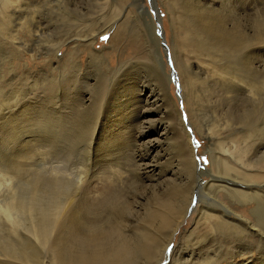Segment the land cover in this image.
Listing matches in <instances>:
<instances>
[{"label": "bare ground", "instance_id": "1", "mask_svg": "<svg viewBox=\"0 0 264 264\" xmlns=\"http://www.w3.org/2000/svg\"><path fill=\"white\" fill-rule=\"evenodd\" d=\"M45 1L6 0L8 13L1 12L0 32L11 39V46L19 53L18 61L32 54V58L43 62L36 72L25 62L21 67L18 63L17 81L30 79L31 85L14 84L10 95L12 113L32 121L43 116L49 125L46 131L62 138L69 133L81 136L89 130L88 149L94 166L89 169L84 164L74 174L59 168L62 172L58 170V181L47 183L43 189L36 182L30 183L19 203L28 211L37 239L49 244L52 253L58 254L57 259L67 264H137L144 259L143 252L145 259L161 264V255L168 248L174 254L178 252L179 244L175 245L174 240L185 232L184 223L191 212L197 217L180 245L200 242L196 241L188 255L179 252L180 259H197L192 264L263 262L264 185H258L264 183V117L250 113L264 106L262 97L257 100L258 92L264 89V62L255 67V55L236 60V51L241 48L239 38L233 35L228 39L219 31L229 28L228 24L221 27L215 21L190 15L199 9L217 12L221 1L176 0L185 5H169L174 37L172 48L167 45L165 50L160 48L161 22L155 21L159 18L151 17L146 24L134 22L138 12H143L144 0H95L99 18L104 21L92 19L93 28L88 31H72L68 36H59L55 45L50 42L38 48L45 36L38 17L45 20V14L56 19L63 16L78 29L76 20L87 16L85 4L90 0H55L53 7L42 11ZM23 12L26 16L22 24ZM109 31L112 36L108 45L96 50L99 37ZM133 41L137 53L122 59ZM64 46L68 49L60 58L58 52ZM228 48L232 52L227 53ZM164 52L172 65V56L180 59L182 73L177 67L169 75ZM172 77L177 80L183 110L174 96ZM42 82L46 86L43 93L35 90ZM99 86L102 90L95 95L97 90H93ZM217 106L222 109L223 119L202 128L199 112ZM41 110L45 113L38 115ZM195 130L208 142L199 154ZM172 138L181 147L177 162L166 151L165 142ZM202 153L209 155L207 167L200 162ZM93 173L96 183L88 180ZM201 175L207 180L203 181ZM131 182L137 183L139 195L129 191ZM82 189L85 192L81 193ZM143 191L150 194L144 195ZM37 207L43 216H38V225ZM106 214L112 219L104 224ZM142 236L146 237L145 243ZM255 249L257 257L252 255L247 262L243 255Z\"/></svg>", "mask_w": 264, "mask_h": 264}, {"label": "rangeland", "instance_id": "2", "mask_svg": "<svg viewBox=\"0 0 264 264\" xmlns=\"http://www.w3.org/2000/svg\"><path fill=\"white\" fill-rule=\"evenodd\" d=\"M5 1L6 0H0V19L2 18V16H1L2 11L6 10V12L8 13V10L5 7ZM39 1H44V0H39ZM93 1H94V3L91 0L86 2L85 6L88 7V9L84 6L88 12V14H87V16H89L88 19H87V16H85V18H82V21H81V18L76 20V23L78 21L81 22L80 23L81 26L79 25V22L77 23V25L79 27L78 29H75L74 27H72L70 25L71 22L65 21L63 16H57V19H56V17H52V16L45 14V20L42 19L41 17H38L37 21L43 23L42 24L43 27L42 26L41 27L44 28V30H42V31L45 32V36L42 37L41 38L42 40L38 42L37 47L38 48L40 46L46 47L48 45V43H50V42L53 43V45H55L58 42V39L60 38L59 36L67 35L72 31H75V32L88 31L93 25L94 21L92 19H94L95 21L96 20L97 21L98 20L104 21V20H101L99 18V16H101L100 10L97 8L95 0H93ZM219 1H221L222 5L220 4V7H219L217 12L210 11L208 9H204V10L199 9L200 11L195 9L196 10L195 14L193 12H191L190 15H192V16L194 15L196 17V19H201V17H203L207 20L209 19V20L215 21V23L217 22L218 24L221 25V27L224 26V23L226 25L228 24L229 28H226V29L223 28V29H220L219 31L222 35L226 36L228 39L232 38L233 35H235L236 37L239 38L238 44L240 46L238 45V48L239 47H241V48H240V50L237 49L238 51H236V60L241 59L243 57L248 58L249 56L255 55V60L257 61L255 64V67H258L261 63L264 62V0H219ZM215 2H218V0H215ZM61 3H62V1H61ZM175 3L181 5L183 2L179 1V3H177L176 0H144L145 6H143V12L142 13L138 12L137 17L135 16L136 18H135L134 22L136 24H139L138 22H140V23L144 22L146 24V21L151 19V17L160 19V21L157 19L155 21L158 24H160V22H161V24L158 25L160 28V32L162 30L163 41L161 40V47H160L161 50L162 49L165 50L167 45H169L170 49L172 48V40L174 37V33L172 31V26L170 24L171 20H170L169 9L171 7H173V5H175ZM211 3H214V1L210 2L209 4H211ZM54 4H56L55 0H46L45 3L42 5L41 10L44 11L48 7L51 8V6L53 7ZM91 4H92V6H89ZM93 4L96 7V9L93 8V9H95V11L92 9V7H94ZM183 5H185V4L183 3ZM62 6H63V4H62ZM4 7H5V9H4ZM154 8H156V9L154 10ZM9 12H10V9H9ZM91 12L92 13L94 12L93 13L94 16ZM21 15L24 16V17L20 16V18L22 17V19H23V21L21 19V21H22L21 23L23 24V23H25L24 21H25L26 14H25V12H23V14H21ZM218 15H220V16H218ZM7 24H9V23H7ZM86 24H88V25H86ZM12 26L13 25H11L10 28H12ZM7 27L9 28L8 25H6V28ZM51 28H52V32L49 31V29H51ZM21 29H23V28H21ZM85 29H87V30H85ZM230 31H231V33H230ZM23 36L24 35L22 33V37ZM111 36H112L111 31H109L106 34H102L97 41L95 49L101 50L104 46H107ZM104 37H107V39H104ZM0 38H2L1 39L2 41L0 40V56L2 59L3 58L5 59L4 60L5 63L1 62L2 60L0 59V75H1L0 80L2 79L0 81V87L2 89H5V90H2L0 88L1 89L0 93L4 94V95L0 94V102H1L0 104H2L1 108H0V114H1V111H4V112H2L3 115L2 114L0 115V119L2 118L0 121V131L2 129L4 130V131L2 130L3 132L1 131L2 133L0 132V264H67V263L62 262L59 259H57L58 254L54 255L52 253L53 249L50 247L49 244L41 241V239L39 241V239H37L38 237H36V235H34V232H36V230L34 229V226H30L33 224H31L29 214L27 215L28 211L26 212V209L22 208V205L19 203V202H21V200H19V199L22 198L21 196H23V194L26 195L25 193H27L29 191V187H30L29 185H31L32 183L34 185V182H36L35 185H39V187H40V185H42L41 187L43 189L47 183H49L51 181L53 183L58 181V179L60 177L57 176V178H56V175L59 174L61 176V173L58 171V170H60L59 168H61L62 170H64L65 172H67L69 174L76 173L80 167H84V164L86 166L88 165L87 168L91 169V167L94 166V159H93V156H92L90 150L88 149V141L90 138V133H89L90 131L87 130L86 133H84L81 136H77V137L73 133L72 134L69 133L68 136L66 135L62 138V136L58 137L57 134H55V133L49 134V132L46 131V129L49 128V125L47 124L48 122H47V120H45V118L43 116L36 117L35 119L33 118V121L38 119V120H36L38 123L36 122V125H35V123H34L35 121L33 122L32 118H19V117H16L12 113L13 108H12V100L10 98V95H11L13 88H15L17 85H18V87H23V86H25V84L31 85L30 79L24 80V81H23V79H21L22 82L17 81L18 76L16 73L18 71H20V70H18V63L21 67L24 65V62H25V66H28V68H30L32 70V72H36V71L41 69V67L43 66V62L38 57L32 58V54H27L26 57H24V61H21V62L18 61L19 59L17 57H19V53H17L16 49L14 50V48L11 46V44H10L11 39H9L8 36H7V38H5L4 35L2 36L1 32H0ZM160 39H161V35H160ZM240 41H243V44H242V42L240 43ZM5 43H6V45H5ZM135 45H136V42H134V41L132 43H130L129 48L124 53V55L122 56V59H127V58H129V57H131L137 53ZM7 48H9L10 50ZM11 48H12V50H11ZM67 49H68L67 46L62 47L60 49V51L58 52V56L60 58L63 57L65 52L67 51ZM226 50H227V53L232 52V49H230V48H228ZM164 55L166 56L165 60L167 62V71H168L169 75L172 76V74H173L172 68L177 69V67H178L177 70L180 73L183 72L182 63H181L180 59L176 60L172 56V63H173V65H172L169 63V60L167 59V55L165 54V52H164ZM8 57L11 59H9ZM7 58H8V60H7ZM3 63H4V65H3ZM20 63H22V64H20ZM176 63H178V66ZM14 66L15 67L17 66V67L15 68ZM147 72H146V74L150 75V77H151V75L153 76V73L151 71H147ZM255 76L258 77L262 81L263 77H261L262 78L261 79L260 75H258V74ZM2 77H4V78H2ZM153 77H155V76H153ZM172 78L173 79L170 80V82L173 85V87L175 88V90H173L174 96H175V98H177L179 108L181 110H183V104L181 103L182 97L178 93L179 89H178V83L176 82L177 80L174 79V77H172ZM43 87H44V89H41ZM37 89H38V92L42 91V93H43L46 89V86L42 82V83H39V86L35 90L37 91ZM101 90H102V88H101V86H99V87H96V89H94L93 91H96L95 95H98L97 92L99 93ZM260 91L258 92L257 100H261V99L264 100V98H263L264 97V89H261ZM42 93H40V94H42ZM8 94H9V96H8ZM2 96H4V97H2ZM1 98H5V99L3 100ZM2 101H4V102H2ZM7 103L11 104V105L8 107ZM2 108L5 110H3ZM263 109H264V106H261L260 108L257 109V111H259V113L257 111H255V112H251L250 115L254 114V116H257L258 118L259 117L263 118L264 117V110ZM241 112H242L241 115H243L244 112L242 110H241ZM5 113H7V114H5ZM41 113L44 114L45 113L44 110H41V112H39L38 115ZM9 114H10V116H9ZM258 114H260V115H258ZM1 116L6 117L7 119H5ZM199 116H200L202 128H204L206 126H210L214 122L218 123V122H220V120L223 119L222 109L220 106H217L214 109L203 108L202 111L199 112ZM10 117H11V119L12 118L13 119L9 120ZM39 118H41V119H39ZM17 119H19V120L17 121ZM6 120L7 121L9 120L8 122H10V121H12V122H10V123L7 122V124H6ZM26 120H28L29 122L30 121L33 122L34 124L33 123L32 124L34 125V127L32 126V124L27 125L29 122ZM40 120L43 121V127L44 128L42 127V125H41L42 122L40 123ZM44 121H46V122H44ZM19 122L21 125L19 124ZM1 125H3L4 128H1L2 127ZM23 125H25V128ZM38 125L42 127V128L40 127L42 131H40V129H38L39 128ZM44 125H47V126H44ZM28 126L29 127L32 126V127L28 128ZM37 126H38V128H37ZM51 127L53 129L56 128V124H52ZM35 128L37 129L36 133H34L35 132L34 130H36ZM14 129H15V131L12 132V130H14ZM31 130H33V132ZM28 132L30 134H28ZM194 133H195L194 142L196 143L197 152L199 154V152H203L206 150V148L208 147V142L206 139L201 137V133L199 131L195 130ZM73 139H76V143H75V140H73ZM172 140H174V141H172ZM165 144H167L166 145L167 154H169V157L172 160L177 162L178 158H179V152H181V147L178 146L179 142L175 138H172V139L168 140V142L166 141ZM175 144H176V146H175ZM202 154L204 155V153H202ZM199 157H200L201 164L205 165L206 167L210 165V158H209L208 154L204 155V156H201V154H200ZM80 163L82 165H80ZM76 166H77V168H76ZM56 168H58V169H56ZM180 170H181L180 171L181 173H184V171L182 170L181 167H180ZM261 174H264V173H261ZM183 176H185V174H183ZM200 178L203 181L207 180V176H205V175H201ZM88 180L89 181L95 180V183L98 182V179H95V173H93ZM133 183H135V182H131L128 184V187H130L129 191L132 194H138L139 195L140 191L138 189L137 183H135V184H133ZM262 185H264V183L260 184L258 186H262ZM41 187H40V189H41ZM174 190H176V189H173L172 192ZM185 190L183 191V193H186ZM186 191H188V189ZM80 192L83 193V192H85V190L82 189V190H80ZM172 192L170 194H172ZM143 194L149 195L150 192L143 191ZM197 197L194 198V202H196L198 200ZM117 198H121V197L117 196ZM19 204L21 205V207ZM39 207H37V209H35L36 210L35 220H36L37 225H38V223L40 224V221H41L40 217L42 216V214L40 213ZM103 207L107 208L108 205L103 204ZM21 208H22V210H21ZM38 208H39V210H38ZM34 211H30L29 213L32 212L34 214ZM39 214H41V215H39ZM38 216H40V217H38ZM196 217H197V215L195 213L192 214L190 212V215L188 216V218L186 219V221L184 223L185 225H184L183 229H185V232L181 235H177L175 240H174L175 245L179 244L178 250H177L178 252L174 254V253L170 252L169 248H168V251H165L164 252L165 254L164 255L162 254L163 256L161 255V257H163V258L160 257L162 260L161 264H192V263L197 261V259H195L196 261L192 260V261L188 262V260H187L188 258L180 259V257H178L179 252H182V253L188 255V252L195 247V244L197 242H200V240H193L190 242L188 241L189 243L184 244V246L180 245V241H181L182 237L187 235L190 232V230L193 228L192 226L194 225V221H195ZM27 218H29V219H27ZM111 219H112V216L110 214H106L104 221H103L104 224L109 223L111 221ZM54 237H55V233H54ZM143 237L144 238H146V237L142 236V240L145 243L146 239L144 240ZM38 241L40 243H37ZM201 243L204 244L203 241H201ZM44 244L46 245V247ZM71 249L72 248H69L70 251H71ZM145 249L146 248L143 246L142 250H145ZM144 254H145V252H143V255H141L142 258H144V259L140 260L137 264H157V260L154 261V259L153 260L145 259ZM252 255L257 257V249L253 250L251 253H245L243 255V258L248 259L247 262H250L252 260L251 259ZM167 261H169V262H167ZM254 264H264V261L263 262H261V261L260 262H254Z\"/></svg>", "mask_w": 264, "mask_h": 264}, {"label": "snow or ice", "instance_id": "3", "mask_svg": "<svg viewBox=\"0 0 264 264\" xmlns=\"http://www.w3.org/2000/svg\"><path fill=\"white\" fill-rule=\"evenodd\" d=\"M104 39H107V37H104ZM189 131H191V129H189Z\"/></svg>", "mask_w": 264, "mask_h": 264}]
</instances>
